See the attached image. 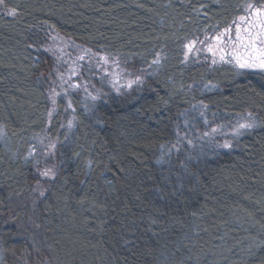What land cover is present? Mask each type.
Wrapping results in <instances>:
<instances>
[{"label":"trees","instance_id":"16d2710c","mask_svg":"<svg viewBox=\"0 0 264 264\" xmlns=\"http://www.w3.org/2000/svg\"><path fill=\"white\" fill-rule=\"evenodd\" d=\"M246 2L6 0L18 14L0 8V264H264V71L187 63L184 53ZM51 29L144 71V84L87 107L75 99L71 129L60 111L49 118ZM191 100L218 120L253 111L262 126L230 149L162 155ZM47 133L57 178L40 196V153H28ZM149 216L157 223L135 245L118 240L121 221L143 217V229Z\"/></svg>","mask_w":264,"mask_h":264},{"label":"rangeland","instance_id":"374dc122","mask_svg":"<svg viewBox=\"0 0 264 264\" xmlns=\"http://www.w3.org/2000/svg\"><path fill=\"white\" fill-rule=\"evenodd\" d=\"M229 27V26H228ZM227 27V28H228ZM224 29L215 32L213 35H206L209 38L214 37L215 35L222 32ZM235 29L233 27V33ZM52 37H58V39H51ZM225 39L226 37L222 38ZM193 41L196 43L193 46L192 51H188L186 45L191 44ZM209 44H212L214 47L216 45L215 40L209 39L206 40L205 37L199 38H191L184 43V53L187 55V63H194V64H203V65H210L211 67H215L218 65H224L226 63L217 62L216 64H212V54L207 51V47ZM54 47L56 49L63 48L64 53H61L63 56L62 60H56L52 53L47 54L51 57V68L49 69L47 75V90L49 94V98L51 101V111L52 115L56 114L60 111L62 123L64 125H68V121L72 120L74 122V113L71 109L65 110L67 107V99H71L73 102L75 99L79 98L84 105L90 106L95 101L91 100V95H96L99 92L103 97L109 93H116L115 90L112 88L111 80L112 76L111 73L120 72L121 69L126 70L127 72H134L137 74L142 73L145 78L144 71H138L135 68L129 67L126 65L125 62L120 60L117 56L105 54L99 51H96L78 41H75L65 35L57 32L56 30L51 29L48 32L45 48ZM82 49H90L92 54L85 56L83 61H78L77 57L82 55ZM107 56L109 58V63L104 64L101 57ZM113 59L118 60L120 63V67L117 68L113 63ZM73 61H76V64H73ZM77 64L82 65V68L77 69L80 73L79 75L72 76V79L69 81V84L72 83H79L81 87L79 89L69 88V84H64V87L68 89L69 95L67 99L64 97L63 92L59 85L62 83L59 80V77L53 75L56 69H59L61 73L64 74L65 79L67 80L68 77L71 75V70L76 68ZM241 70H249V69H241ZM259 70V69H256ZM134 77H121V84L124 83L125 79H132ZM55 81V84L53 83ZM199 85V84H198ZM197 85V86H198ZM87 86L88 91L85 92L84 87ZM135 85H133L134 87ZM55 87L57 92H60L61 95L56 97V105L54 106L51 100V89ZM212 87V85H207V83H202L199 85L201 90ZM124 88H121V92H126ZM187 105V108L184 110V118L182 120V126H179L177 130V139L174 143L177 148L182 147L184 145H188L191 148H194L196 145H200L201 143L210 144L213 147H220L225 142L232 143L233 139L237 137L235 134V128L237 121L243 122L244 117L247 116L248 113H251L252 116L257 120L256 113L253 111H245L239 114H233L227 116L224 120L221 115L220 119L218 120L216 116L213 115L212 109L210 106L203 104L200 101H193ZM206 106V107H202ZM54 109V110H53ZM212 112V113H211ZM203 113V115H201ZM213 115V116H212ZM217 115V114H216ZM207 121V122H205ZM216 129L215 132L212 130ZM208 133L209 135H205ZM179 140V143H178ZM188 140L192 141V144L188 143ZM43 142V143H41ZM50 142H55L57 145V139L51 138L48 133L43 135L38 143L36 148H34V153H40L39 157L37 158L40 161L39 167L42 170L45 166L54 167L56 169V162L54 160V154L50 153V150L47 149L45 146L48 145ZM173 144V145H174ZM57 149V148H56ZM49 180L39 176V187L44 188L46 183ZM38 187V185H37ZM19 237V236H18ZM31 264H43L39 262H33Z\"/></svg>","mask_w":264,"mask_h":264},{"label":"snow or ice","instance_id":"6c2138e0","mask_svg":"<svg viewBox=\"0 0 264 264\" xmlns=\"http://www.w3.org/2000/svg\"><path fill=\"white\" fill-rule=\"evenodd\" d=\"M0 8H4L7 15L15 17L17 13V9L15 7L9 8L7 7L6 0H0ZM239 11L243 14L239 15L236 19L232 21V24L225 28L222 32L215 35L212 38L205 37L206 40L213 39L216 42L215 47L212 44H209L207 47V51L212 54V64H216L218 61L221 63H227L232 65L236 69H249V70H256L259 69L260 71H264V2H249L243 3L239 6ZM233 27L235 29L233 33ZM226 37V41L225 38ZM51 39L55 40L58 37H52ZM196 42L193 41L191 44L186 45L188 51H192L193 46ZM37 44H39V39L37 40ZM45 52L52 53L56 60H62L63 56L61 53H64L63 48L56 49L54 47H48L44 49ZM82 55L77 57L78 61H83L85 56L95 55L91 53L90 49H82ZM104 64L109 63V58L107 56L101 57ZM185 60H187V55H185ZM161 62L160 55L157 54L156 58L152 61L153 64L159 65ZM113 63L117 68L120 67V63L118 60L113 59ZM73 64H76V61H73ZM151 67V65H149ZM82 65L77 64L76 68L71 70V75L68 79H65L63 73L56 69L53 75L59 77V80L62 82L59 87L61 88L64 97L67 99L69 92L68 89L64 87V84H69V81L72 79V76L79 75L80 73L77 69L82 68ZM112 76L111 85L112 88L115 90L117 95H124L121 92V88H124L127 91L133 89V85L142 86L144 84V76L142 73L137 74L134 72H127L126 70L121 69L120 72L111 73ZM128 77L132 76V79H125L124 83L121 84V77ZM55 84V81H53ZM81 84L79 83H72L69 84V88L79 89ZM85 92L88 91L87 86L84 87ZM61 93L56 91V88L53 87L51 89V100L53 105H56V97L60 96ZM92 101H98L103 99V96L97 92L96 95H91L89 93ZM87 107V105L85 106ZM95 104H93V108ZM202 107H206L203 106ZM71 109L75 112V108H73V101L71 99H67V107L66 111ZM54 110V109H53ZM203 115V113H201ZM49 118L52 116V111L48 113ZM207 122V121H205ZM262 125L257 123V120L252 116L251 113H248L246 117H244L243 122L237 121L235 134L237 136L243 135L245 131L252 130L256 127H260ZM67 127L71 129L73 127L72 120L68 121ZM213 132L216 129L212 130ZM205 135H209L205 133ZM67 140L68 137L65 136ZM43 143V142H41ZM179 143V140H178ZM189 144H192L191 140H188ZM47 149L50 150V153H54L57 145L55 142H50L48 145L45 146ZM163 147V146H162ZM220 147L230 149L232 144L229 142H225ZM174 149L179 151L180 149L174 144L171 146V149H164L162 155H169L170 151ZM34 148L33 151L28 153L29 157L34 156ZM78 155V153H76ZM27 159V157L25 158ZM37 163V174L40 177H43L47 180H55L57 178V173L54 167L45 166L42 170L39 167L40 161H36ZM88 167H92L91 161L88 164ZM185 168L187 166L185 165ZM110 183V182H109ZM38 187L37 191L40 196L44 195V190L39 187V181L37 182ZM184 185L181 184L180 188H183ZM180 188L176 189L173 192V195L176 192L180 191ZM182 194V193H181ZM142 222L143 217L127 219V222L121 221L119 227L116 229V235L119 241H122L125 245H135V239H139L137 236V232L141 231H151V226L157 223L156 219L149 216V223L142 229Z\"/></svg>","mask_w":264,"mask_h":264}]
</instances>
